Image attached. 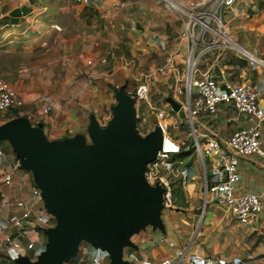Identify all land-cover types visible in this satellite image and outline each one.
Listing matches in <instances>:
<instances>
[{
  "label": "crops",
  "instance_id": "0c3cea01",
  "mask_svg": "<svg viewBox=\"0 0 264 264\" xmlns=\"http://www.w3.org/2000/svg\"><path fill=\"white\" fill-rule=\"evenodd\" d=\"M223 17L232 36L253 56L224 50L214 59L212 50L204 54L200 66H209L217 80L222 71L234 82L250 83L264 115V0H234ZM131 24L135 29H130ZM178 31L175 15L156 0H0V77L15 89L27 110L22 128L36 131L44 147L78 144L94 150L92 130L107 126L121 101L114 85L132 90L142 73L161 65L170 53L173 68L157 73L150 89L160 85L169 89L175 101L184 98L178 72L187 41L178 40ZM14 121L0 123V264H44L40 253L51 242L46 230L63 228L67 218L43 184L38 187V201L33 202L30 170L20 166L13 170L18 144ZM255 121L232 103L219 102L214 113L193 117L192 125L196 138L202 140L209 134L224 138ZM170 126L183 128L188 123L177 118ZM187 134L192 140L191 130ZM258 139L263 153L237 157L234 190H251L264 197V116ZM195 161L201 175L194 172L191 179L198 180L187 185L186 174L196 169L186 165L180 197L174 203L162 198L159 205L135 207L143 215L132 226L117 229L115 247L82 237L71 257L58 251L50 264H155L187 246L200 254L238 255L237 264H264V213L241 223L211 199H204L202 162L208 168L209 160ZM4 172L12 174L10 184L2 181ZM17 198L33 210L42 206L44 221L36 224L29 218L20 228L2 226ZM5 237L20 246L5 249ZM27 241H34L40 250L26 248ZM83 246L86 254L80 252Z\"/></svg>",
  "mask_w": 264,
  "mask_h": 264
},
{
  "label": "built area",
  "instance_id": "2783aa9c",
  "mask_svg": "<svg viewBox=\"0 0 264 264\" xmlns=\"http://www.w3.org/2000/svg\"><path fill=\"white\" fill-rule=\"evenodd\" d=\"M87 2V0H78ZM167 10L171 11L178 23V40L185 39L187 44L184 49L183 64L178 72L179 81L183 85V97L178 101L179 108L174 111L170 108H162L152 105L149 100V91L153 77L157 73H163L173 68L172 53L168 54L165 61L153 69L142 73L139 82L132 90L125 89L124 85H114V91L123 86V91L133 101L144 102L148 110L153 114L158 124L164 128L174 124L182 113L187 121L192 134V144L196 154L202 161L209 160L206 168L202 167V196L209 198L215 204L226 209L238 222L245 223L256 219L264 213V197L251 190H234V183L238 180L237 157L251 153H263L259 147V121L263 119V110L258 106L256 92L248 82H234L221 71L220 79L217 80L209 66L202 68L200 60L208 51L215 50L216 57L224 50H229L239 56L248 57L247 49L243 47L231 34L224 20L225 9L230 7L234 0H156ZM57 27L56 25H53ZM130 29H135L131 24ZM251 59V58H249ZM254 60V59H253ZM161 99H164L161 97ZM219 102H230L234 107L250 117L255 123L233 130L224 138H218L213 134L205 135L202 140L196 138L192 119L202 112L214 113ZM20 104L15 89L0 77V112H6ZM141 122L146 116H138ZM172 141V140H171ZM174 142V141H172ZM175 149L168 150L159 148L155 157L143 170L147 179L158 178L160 183L165 184L162 177L155 174L160 167L167 171L173 170L170 158L172 153L178 151L179 145L175 143ZM13 170L20 166L18 159L12 160ZM2 181L5 184L12 182V174L2 173ZM33 202L38 201L39 189L33 185L30 188ZM169 189L166 187L163 193L165 200H169ZM15 209L2 221V226L12 225L22 227L23 221L31 218L36 224L44 221V209L38 207L31 209L27 202L21 198L14 200ZM7 248H18L16 240L5 237ZM25 247L40 250L34 246V241H27ZM82 254L87 250L80 248ZM95 261V258L92 257ZM241 261L238 255L226 256L225 254H200L188 250V246L181 249L175 257L165 256L155 264H237Z\"/></svg>",
  "mask_w": 264,
  "mask_h": 264
},
{
  "label": "water",
  "instance_id": "95a60500",
  "mask_svg": "<svg viewBox=\"0 0 264 264\" xmlns=\"http://www.w3.org/2000/svg\"><path fill=\"white\" fill-rule=\"evenodd\" d=\"M114 92L121 101L108 125L92 130L94 150L78 144L44 147L36 131L22 128V118L14 121L20 167L32 172L35 186L45 185L67 218L63 228L46 230L51 242L40 253L44 264L54 261L58 251L73 254L82 237L115 247L117 229L132 226L143 215L135 208L138 202L154 203L153 191L136 178L131 162L143 165L154 159L160 129L154 128L140 140L132 132L133 99L123 86ZM164 99L172 110H178L179 103L170 95Z\"/></svg>",
  "mask_w": 264,
  "mask_h": 264
},
{
  "label": "rangeland",
  "instance_id": "374dc122",
  "mask_svg": "<svg viewBox=\"0 0 264 264\" xmlns=\"http://www.w3.org/2000/svg\"><path fill=\"white\" fill-rule=\"evenodd\" d=\"M162 92L166 93L165 96L170 95L169 89L162 88L160 85L157 87L155 86L154 88L150 89L149 100H150L152 105L162 107V108H165L168 106L165 99H161V97H159V95ZM172 98L174 99V97H172ZM144 106L146 107V104L144 102H141L138 100H135L132 103V108L134 110V117H135L134 124L132 126V132L140 140H142L144 138L145 132L148 129H150L151 127L152 128L158 127L159 129H161L163 131L164 136L167 139L166 142L169 141L167 149L168 150H172V149L174 150L175 146H176L175 143H178L179 148H178L177 152L172 153L170 155V158H171L172 163H173V170L171 172L164 170L160 167L157 168V171H154L155 174L162 177L163 181H165V184L160 183L158 178L150 180V179H147L146 176L142 174V168L144 167V169H145V167H147V165L150 163V161L145 162L143 165L137 164L136 162H131V165H132V168H133V171H134L136 178L145 187H147L153 191L152 192L153 193L152 200L154 201V203H157V205H159V202L162 201V198L164 199L163 193H164V190L166 187L169 189V192H170L169 193V200H167V202L172 201L174 203V201H176L177 198H179L181 193H182L181 181H182L184 172L186 170L185 166L190 165V167H195V169H196V171L192 170L190 173L186 174V182H187L188 186L190 184L194 183L196 180H198L197 177L195 179H191L192 176L194 175V172L195 173L198 172V174L201 175L200 171L197 169V166L195 164V162H196L195 159L197 160V158H199V156L196 154L194 147H193V144H192V140L190 139V136L187 134V132H189V130H190L188 128V126L187 127L185 126L183 128L167 126L164 128L162 125L157 123L153 114H151L148 111V109H145ZM26 111L27 110L25 109L23 104L20 103L18 106L14 107L12 109H9L6 112H0V123L3 121H6V120H11L13 118L18 120V119H20V117H22V119H25V117H26L25 112ZM141 114H145V116L149 115L148 119L146 118L145 121L141 122L138 118V116ZM181 114L182 113H179L178 118L181 119L182 121H184L185 119L182 117ZM171 140L174 142H172ZM180 141H184L183 144H181ZM12 159L13 160L17 159V156L14 155ZM139 205L142 208L145 207V204H143L142 202L141 203L138 202V206ZM71 255H69V257H71ZM78 264H81V263H78Z\"/></svg>",
  "mask_w": 264,
  "mask_h": 264
},
{
  "label": "bare ground",
  "instance_id": "6f19581e",
  "mask_svg": "<svg viewBox=\"0 0 264 264\" xmlns=\"http://www.w3.org/2000/svg\"><path fill=\"white\" fill-rule=\"evenodd\" d=\"M248 56L251 57L253 56V54H249V52L247 51ZM157 147L159 148H168V143L166 142L165 136L163 131L160 129L157 135Z\"/></svg>",
  "mask_w": 264,
  "mask_h": 264
}]
</instances>
